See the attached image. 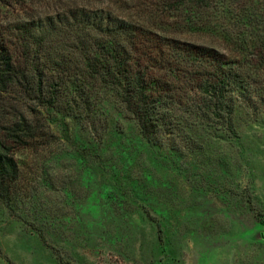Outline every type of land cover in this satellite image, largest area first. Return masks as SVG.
<instances>
[{
  "label": "trees",
  "instance_id": "1",
  "mask_svg": "<svg viewBox=\"0 0 264 264\" xmlns=\"http://www.w3.org/2000/svg\"><path fill=\"white\" fill-rule=\"evenodd\" d=\"M154 142L264 111V0H0V202L54 115ZM115 123V122H114Z\"/></svg>",
  "mask_w": 264,
  "mask_h": 264
},
{
  "label": "rangeland",
  "instance_id": "2",
  "mask_svg": "<svg viewBox=\"0 0 264 264\" xmlns=\"http://www.w3.org/2000/svg\"><path fill=\"white\" fill-rule=\"evenodd\" d=\"M52 118L16 152L0 264H264V111L170 143L116 111L96 135Z\"/></svg>",
  "mask_w": 264,
  "mask_h": 264
}]
</instances>
